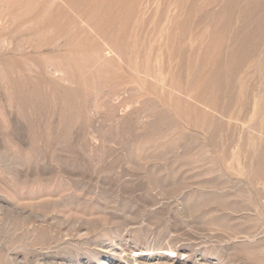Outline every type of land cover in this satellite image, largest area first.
I'll return each instance as SVG.
<instances>
[{"label": "rangeland", "instance_id": "obj_1", "mask_svg": "<svg viewBox=\"0 0 264 264\" xmlns=\"http://www.w3.org/2000/svg\"><path fill=\"white\" fill-rule=\"evenodd\" d=\"M0 264H264V0H0Z\"/></svg>", "mask_w": 264, "mask_h": 264}, {"label": "bare ground", "instance_id": "obj_2", "mask_svg": "<svg viewBox=\"0 0 264 264\" xmlns=\"http://www.w3.org/2000/svg\"><path fill=\"white\" fill-rule=\"evenodd\" d=\"M54 201V200H53ZM47 203H49V202H47ZM62 203V202H61ZM42 205V204H41ZM51 205V204H50ZM56 205H57V203H56ZM60 205V204H59ZM44 206V205H43ZM65 207V206H64ZM51 208V207H50ZM60 208V207H59ZM44 209V208H43ZM57 210V209H56ZM54 212V211H53ZM66 212V211H65ZM53 214V213H52ZM53 216V215H52ZM91 224V223H90ZM93 224L95 225V223L93 222ZM76 225V224H75ZM102 225V224H101ZM170 254L171 253H175L173 250H169L168 251ZM172 255V254H171Z\"/></svg>", "mask_w": 264, "mask_h": 264}]
</instances>
